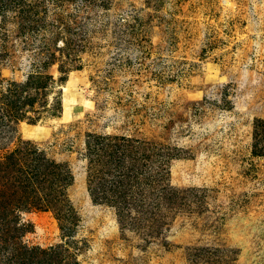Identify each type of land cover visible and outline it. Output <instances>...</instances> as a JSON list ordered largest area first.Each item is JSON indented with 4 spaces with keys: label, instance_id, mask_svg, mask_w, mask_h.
Wrapping results in <instances>:
<instances>
[{
    "label": "rangeland",
    "instance_id": "rangeland-1",
    "mask_svg": "<svg viewBox=\"0 0 264 264\" xmlns=\"http://www.w3.org/2000/svg\"><path fill=\"white\" fill-rule=\"evenodd\" d=\"M39 75L0 158L30 142L65 163L74 232L26 211L27 244L74 264H264V0H1L0 92ZM121 152L161 180L142 190L175 188L143 218L91 194Z\"/></svg>",
    "mask_w": 264,
    "mask_h": 264
},
{
    "label": "trees",
    "instance_id": "trees-1",
    "mask_svg": "<svg viewBox=\"0 0 264 264\" xmlns=\"http://www.w3.org/2000/svg\"><path fill=\"white\" fill-rule=\"evenodd\" d=\"M36 77L29 78L27 82L3 86L5 90L0 92V140L11 137L14 130L12 123L25 117L31 118L27 114L34 107L40 88H47V84L42 82L43 76ZM256 151L264 153L261 149ZM121 155H105L106 160L99 156L100 185L95 187L97 182L94 174L89 176L95 201L103 200L104 194L107 202L117 207L122 219V214L127 215V210L138 211L139 217L145 209L151 210L152 204H145L146 196L149 200L160 193L161 196L164 193L167 196L174 194L175 188L170 184H165L163 190L152 194L155 183L161 180L151 176L144 168L141 162L147 158L126 160L123 152ZM72 182L73 175L65 163L49 157L30 142L0 158V264H74L68 259L71 254L64 245L42 248L27 244L24 236L32 231L33 224L23 219V212L26 211L52 210L64 234L72 236L75 214L65 196ZM150 184L154 185L151 194L142 190L143 186L148 187Z\"/></svg>",
    "mask_w": 264,
    "mask_h": 264
}]
</instances>
